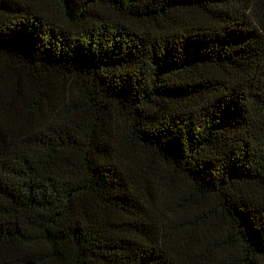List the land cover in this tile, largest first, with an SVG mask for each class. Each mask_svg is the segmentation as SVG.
I'll return each instance as SVG.
<instances>
[{"label":"trees","instance_id":"trees-1","mask_svg":"<svg viewBox=\"0 0 264 264\" xmlns=\"http://www.w3.org/2000/svg\"><path fill=\"white\" fill-rule=\"evenodd\" d=\"M0 264H264V0H0Z\"/></svg>","mask_w":264,"mask_h":264}]
</instances>
